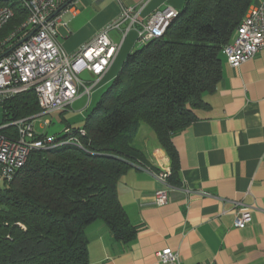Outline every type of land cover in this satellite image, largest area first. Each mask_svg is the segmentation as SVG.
I'll return each mask as SVG.
<instances>
[{"label": "trees", "instance_id": "1", "mask_svg": "<svg viewBox=\"0 0 264 264\" xmlns=\"http://www.w3.org/2000/svg\"><path fill=\"white\" fill-rule=\"evenodd\" d=\"M255 1L186 0L163 37L127 57L83 127H67L85 130L83 148L34 151L10 182L0 184V264H88L85 229L97 220L118 240L135 238L117 185L131 166H146L134 144L140 128L153 131L167 152L172 183L179 173L172 139L208 106L205 95L222 78L223 49ZM8 4L16 14L0 39L26 19L17 1L0 0V7ZM2 106L4 123L40 113L33 92Z\"/></svg>", "mask_w": 264, "mask_h": 264}, {"label": "crops", "instance_id": "2", "mask_svg": "<svg viewBox=\"0 0 264 264\" xmlns=\"http://www.w3.org/2000/svg\"><path fill=\"white\" fill-rule=\"evenodd\" d=\"M185 4L186 0L71 3L57 36L69 55L118 20L123 8L138 11L140 21L132 26L128 21L121 30L110 32L113 42L121 43L129 29L99 86L72 106L86 99L83 111L92 110L127 57L139 48L141 23L166 7L182 11ZM85 73L86 81L94 79ZM205 101L208 106L197 111V120L172 139L179 173L170 182L169 201L163 206L153 203L160 187L155 175L172 174L171 160L156 134L140 128L134 144L144 154L146 166H131L117 185L120 204L136 236L125 242L116 239L103 220L89 224L85 229L88 264H159L156 254L167 248L179 253L182 264H264V49L238 69L224 55L222 78ZM48 122L44 129L51 125ZM242 211L250 213L251 222L240 229L234 221Z\"/></svg>", "mask_w": 264, "mask_h": 264}, {"label": "built area", "instance_id": "3", "mask_svg": "<svg viewBox=\"0 0 264 264\" xmlns=\"http://www.w3.org/2000/svg\"><path fill=\"white\" fill-rule=\"evenodd\" d=\"M26 11V19L7 36L0 39V106L17 95L33 92L40 113L0 125V184L10 182L27 163L32 152L47 150L63 144L81 148L85 130L73 132L65 128L63 135L37 134L35 119L64 112L81 96H90L111 69L129 29L123 32L121 43L110 37L112 30H121L130 21H139V12L123 8L118 20L100 31L74 55H69L57 41L58 29L63 23L62 10L69 0H15ZM16 14L15 7H0V32ZM179 11L166 7L157 11L138 31V44L165 35ZM25 40L22 44L19 42ZM12 47V48H11ZM11 48V49H10ZM264 49V0H256L238 26L232 41L223 53L231 67L238 69ZM90 72V82L81 78ZM46 121L44 125H48ZM8 131V134L2 133ZM171 171L155 175L160 187L154 194L156 206L169 201ZM251 222L248 211L240 212L234 221L236 228H245ZM159 264H182L178 252L170 248L159 251Z\"/></svg>", "mask_w": 264, "mask_h": 264}, {"label": "rangeland", "instance_id": "4", "mask_svg": "<svg viewBox=\"0 0 264 264\" xmlns=\"http://www.w3.org/2000/svg\"><path fill=\"white\" fill-rule=\"evenodd\" d=\"M86 73L81 75V78H86ZM101 97L99 98V100ZM99 100L97 102H99ZM86 103V99L82 102L77 103L74 106H70L66 112L61 115H46L43 117H38L35 119V129L37 134H47L48 136H62L64 129L67 124H71L72 127H82L84 125L85 119L88 116V112L83 111V107ZM91 112V111H90ZM87 115V116H86ZM46 121H50L51 125L43 127ZM4 123V107L0 106V125ZM138 164V163H137Z\"/></svg>", "mask_w": 264, "mask_h": 264}, {"label": "water", "instance_id": "5", "mask_svg": "<svg viewBox=\"0 0 264 264\" xmlns=\"http://www.w3.org/2000/svg\"><path fill=\"white\" fill-rule=\"evenodd\" d=\"M74 1L75 0H69V1H67L62 7H60V9L56 12V14L59 13V12H61L62 10H64V8H66L67 6H69ZM25 40H27V38H25L24 40H22L21 42H19L18 45L22 44Z\"/></svg>", "mask_w": 264, "mask_h": 264}, {"label": "bare ground", "instance_id": "6", "mask_svg": "<svg viewBox=\"0 0 264 264\" xmlns=\"http://www.w3.org/2000/svg\"><path fill=\"white\" fill-rule=\"evenodd\" d=\"M68 9V6L66 8H64V10H67Z\"/></svg>", "mask_w": 264, "mask_h": 264}]
</instances>
